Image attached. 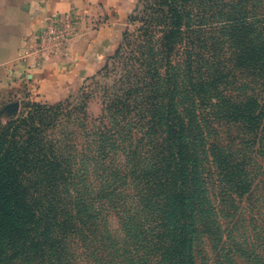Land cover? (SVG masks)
<instances>
[{
  "label": "trees",
  "instance_id": "obj_1",
  "mask_svg": "<svg viewBox=\"0 0 264 264\" xmlns=\"http://www.w3.org/2000/svg\"><path fill=\"white\" fill-rule=\"evenodd\" d=\"M139 22L127 85L79 150L69 103H30L0 123V264H63L70 241L100 264H196L200 244L213 264H264V237L237 240L251 228L223 207L264 174L250 171L264 168V0H143ZM129 102L143 135L157 123V143L110 141L129 127ZM127 201L138 229L110 232V211L125 215Z\"/></svg>",
  "mask_w": 264,
  "mask_h": 264
},
{
  "label": "rangeland",
  "instance_id": "obj_2",
  "mask_svg": "<svg viewBox=\"0 0 264 264\" xmlns=\"http://www.w3.org/2000/svg\"><path fill=\"white\" fill-rule=\"evenodd\" d=\"M142 9L143 0H125L124 3H121L118 9H116V13H111L109 15L95 13L90 16L82 15L66 19L60 29V38H57V44L53 41H46L36 48L37 51H41L42 46L47 48L42 50L45 55L44 58H39V60L36 59V69H38V66H41L43 60H51L49 63L52 66L50 67L54 70V72L52 71L51 82L44 84L43 90L39 88V81L21 84L13 83L9 84L7 88L0 90V123H6L12 119L18 118L24 112L23 106L30 103L36 102L50 106L60 103H69V108H65L64 111H70L72 119H81V121H78V127H70L71 131H75L72 135L73 140L71 141L79 150L85 141L84 133L86 130H96L100 128L102 122L104 124L108 122L104 119L108 101L118 100L122 90L125 89L127 85L125 84L127 83L125 81V74L126 71L130 69L126 67L128 63L125 57L130 55L133 50H136L137 42H135V40L137 37V28L142 26V23L139 22ZM77 34L79 35L78 45H80V53H85L87 49L86 45L91 40L93 41V46L97 47V44H95L96 42L102 44L105 42V47H101L91 54H84L81 61L74 67V62L65 64L61 58L66 56L70 43L69 41ZM37 55L42 57L40 53ZM57 56H60L58 57L60 59H54ZM56 63H61L62 67L65 69L64 71H68L69 75L58 74ZM131 82L134 81L131 80ZM132 101H135V99L132 98ZM127 104L130 105L128 109L130 113L126 116L125 123L128 122L129 127H126L123 131L119 129L115 134L111 132L109 136L110 141L116 143V145L120 143V141L123 142L124 145H136L135 143L147 144L150 140L156 142L160 139L161 134L157 127V123H154V125L146 131L145 135H143V130L135 126L138 117L136 111L131 107L132 102ZM116 120L118 121V116ZM116 122L113 120V125ZM113 125L107 124V127L110 128ZM113 129H115V127ZM250 149V151L255 150L254 147ZM122 157L123 154L119 152L113 159L119 162V159H122ZM250 168V171L255 174L264 173L261 161L253 165L251 164ZM213 179L215 181L216 176L211 179V182ZM220 191L222 190L218 188L215 189L217 197H224ZM126 200L129 199L127 198ZM223 204V207L226 208L239 207L241 218L244 219L251 228L250 231H246V228H240L233 232V236L237 240L244 237L247 233L249 236L252 235V239L255 237H264V174L261 177L258 176L255 178L251 191L242 197L241 200L236 199L234 195H228V193H226ZM124 209L126 211L123 216H120L118 209L110 211L111 217L108 226L110 232L114 233L119 225L123 223L128 232L129 230L126 225L131 229H138L139 220L132 210L129 201L126 202ZM249 212L250 214H248ZM144 217L146 219L145 221L149 222L151 227H154L158 223V216L155 213L151 212ZM230 221L231 219L229 216L225 220L224 225L228 227ZM238 223L235 224L241 226L240 221ZM247 223L244 225L247 226ZM255 224L256 226H254ZM228 229L231 230L232 228L228 227ZM129 236L131 235L127 233V238ZM96 244L97 239H92L88 243V245L92 246H96ZM70 246L73 252L69 253V258L67 256L61 259V263L100 264L94 263L93 259L101 258V255L88 253L87 251H78L73 241H70ZM195 250L196 264H213L217 259V255L211 252L209 244L208 247L207 245L200 244ZM134 254L135 253H133V256ZM138 255L139 253L136 254V256ZM105 260L106 259H104V261ZM18 263L34 264L36 260L29 257L23 261H15L14 264Z\"/></svg>",
  "mask_w": 264,
  "mask_h": 264
},
{
  "label": "crops",
  "instance_id": "obj_3",
  "mask_svg": "<svg viewBox=\"0 0 264 264\" xmlns=\"http://www.w3.org/2000/svg\"><path fill=\"white\" fill-rule=\"evenodd\" d=\"M125 0H0V90L9 84H21L39 81V88L51 82L54 72L49 61L43 60L36 69L39 58L44 52L37 51L41 45L42 34L49 27V19L64 20L67 17L94 15L95 13H116ZM79 35L69 42L63 63L74 67L84 54L96 52L104 43H87L85 53L79 51ZM41 54L39 57L37 54ZM57 56L54 59H60ZM39 63V62H38ZM58 74L69 75L61 63H56ZM61 67H60V66ZM40 67V68H39ZM63 70V71H62ZM53 71V72H52Z\"/></svg>",
  "mask_w": 264,
  "mask_h": 264
},
{
  "label": "built area",
  "instance_id": "obj_4",
  "mask_svg": "<svg viewBox=\"0 0 264 264\" xmlns=\"http://www.w3.org/2000/svg\"><path fill=\"white\" fill-rule=\"evenodd\" d=\"M68 18L69 17L65 18L64 20L49 19L48 20L49 27L46 30V32L42 34L41 44H44L46 41H53L57 44V38H60V35H59L60 29L62 28L63 24L65 23L66 19H68ZM62 40H63V38H62ZM43 49H47V48L42 46V50Z\"/></svg>",
  "mask_w": 264,
  "mask_h": 264
}]
</instances>
